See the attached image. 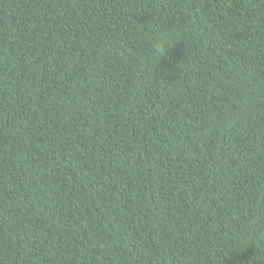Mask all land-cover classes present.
Masks as SVG:
<instances>
[{
  "label": "trees",
  "instance_id": "trees-1",
  "mask_svg": "<svg viewBox=\"0 0 264 264\" xmlns=\"http://www.w3.org/2000/svg\"><path fill=\"white\" fill-rule=\"evenodd\" d=\"M0 264H264V0H0Z\"/></svg>",
  "mask_w": 264,
  "mask_h": 264
},
{
  "label": "clouds",
  "instance_id": "clouds-1",
  "mask_svg": "<svg viewBox=\"0 0 264 264\" xmlns=\"http://www.w3.org/2000/svg\"><path fill=\"white\" fill-rule=\"evenodd\" d=\"M155 46L157 48V55H161L164 53V47L162 44L157 43Z\"/></svg>",
  "mask_w": 264,
  "mask_h": 264
}]
</instances>
